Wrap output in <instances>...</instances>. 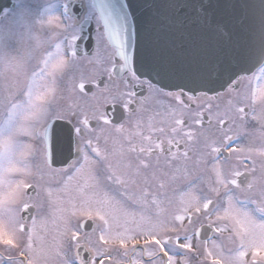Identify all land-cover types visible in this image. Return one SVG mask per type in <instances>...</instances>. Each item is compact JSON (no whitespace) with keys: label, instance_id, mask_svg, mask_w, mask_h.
Masks as SVG:
<instances>
[{"label":"snow or ice","instance_id":"6c2138e0","mask_svg":"<svg viewBox=\"0 0 264 264\" xmlns=\"http://www.w3.org/2000/svg\"><path fill=\"white\" fill-rule=\"evenodd\" d=\"M130 7L127 0H48L40 10H37L34 7V0H11L10 7L0 9L2 14L0 15V244L10 249L20 248L27 260L19 261L18 264H37L40 258L47 261L53 253L61 258L59 264H105V257L110 256L106 249H95L97 255L90 256L87 260L79 251L82 246L80 232L84 227V220L94 223L101 221L103 227L100 228L98 239L102 244H118L125 250L124 255L127 256L129 252L137 254L136 246L143 241L145 247L141 248L140 252L149 257L147 264H177L178 255L192 253L195 256L200 252L194 240L200 241L203 224L194 229L192 235H188L185 221L192 225L202 216L207 219V226L212 232L227 231V224L221 225L218 222L228 221L233 226L232 231L240 238L239 250L234 256L227 258L217 250L219 246L214 240L211 241V249L207 247L209 240L203 241L205 245L203 255L211 259V264H239L249 250H252L253 264H256V257L264 259V188L261 189L259 200L241 199L240 193L253 190L257 181H246V187H242L239 177L244 176L245 171L234 167L230 174H225L220 160L223 152L231 154L244 152V149L233 146L234 140L238 137L226 133L220 144L213 142L207 145V153L193 162L194 172L204 175L191 176L187 190L183 193L190 199L167 222L154 221L144 215L137 220L135 212L126 208L125 203L129 200L143 207L149 203L159 207L162 203L160 195L166 187L165 182L157 177L155 170L151 177L147 175V170L154 169L153 157L156 158L157 164L160 157H165L169 167H172L174 161L187 162L191 159L189 144L196 133L182 118V113L177 114L175 109L166 110L163 114L157 113L162 116L161 126L149 124L146 134L143 131L142 121L137 119L135 121L137 131L127 136L123 135L124 124H114L104 112H93L92 119H95L96 126L92 129L86 113L72 111V116L78 119V126L74 125L70 129V135L74 132L77 137L74 155L70 148L69 156L64 161L65 167L56 170L58 175L65 178L60 186L55 189L50 186L44 189L48 204L55 206L53 218L59 221L57 236L51 244V252L46 250L45 239L40 234L47 233L48 221L38 222L33 216L31 225L28 226L24 219L23 214L42 206L32 202V197L28 195V189H33L36 197H39L41 192L39 185H34L27 179L33 175L32 169L26 162L27 158L39 151L31 141L40 140L43 143L45 164L51 168L49 133L53 123L64 119L52 106L57 91L56 76L60 73L62 77L64 70L70 69L80 58L78 41L84 39L88 25L92 22L96 24L94 51L90 57L84 52L83 57L87 58L89 63H95L109 80L121 76L126 85L125 90L114 99L113 103L119 102L125 113L134 114L139 112L143 105L141 101L135 110L131 107L137 104L135 89L147 87L152 90L155 87L151 80L141 79L142 73L131 66L132 56L129 49L135 48L136 27L134 23H130L132 17ZM170 7L195 10L197 5L194 0H184L183 3ZM205 22L210 23L207 20ZM52 29L57 31H52L47 40H42L39 33ZM57 37L60 39L53 44L52 41ZM12 40L30 43L29 60L35 58L33 54L36 50L45 44L49 45V50L41 56L32 73L23 82L19 77L25 75L24 58L14 57L7 51ZM107 47H113V51L105 55ZM250 59L254 70H246L234 75L238 77L236 83H239L240 79L249 82L251 101L255 104L258 100L264 101V38L259 50L251 54ZM9 71L17 78L9 81L6 75ZM248 71L250 74H247ZM37 77L44 79L52 77V80L37 87L35 84ZM89 82L96 83L95 80L88 81L81 74L78 82L74 77H70L66 87L70 92L78 90L79 94L87 96L85 86ZM178 87L181 88L179 93L169 92L166 95L182 102L185 93L183 86ZM188 99L193 100L194 97L188 96ZM235 110L241 121H245L249 115L253 120L260 119L254 112H246L243 106ZM68 122L71 123V120ZM201 122V119L194 121L196 124ZM217 122L231 130V123L223 117H218ZM186 128L188 130H185ZM109 129L117 134L113 138V144L119 145L118 155L121 158L128 153L136 154L134 165L131 160L122 164L118 161L114 164L113 157L117 153L115 151L110 153L106 148L100 147V139ZM89 131H95L97 134L86 136L85 133ZM133 136H138L141 142L133 143ZM105 142H107L106 136ZM182 146L183 151H181ZM257 154L264 157V148L259 149ZM244 159L238 158V162L249 171ZM120 167H123V173H118L117 169ZM176 171L179 172L180 169L176 168ZM185 171H187L186 164ZM250 171L254 172L255 168ZM35 174L41 180L44 179L42 170L37 169ZM162 175L168 174L162 173ZM158 179L157 193L151 192L146 187L142 189L137 199L127 192L129 185H136L141 180L147 185L150 180ZM171 179L175 180V176ZM105 183L123 189L121 195L125 199L117 200L107 191L100 194V189ZM201 185L206 187L202 189ZM64 205L70 207H63ZM117 209L131 219L134 227H128L125 222L120 225L123 231H113V223L117 222L115 215ZM72 217H82L83 220L73 225ZM96 230V227H93L94 233ZM182 232L185 233L183 237H181ZM167 233H175V235H167ZM130 244L131 249H129ZM72 247L76 248L74 257L68 255ZM84 248L91 251L87 245H84ZM97 257H99L98 262ZM130 264H141V262L132 259ZM183 264H188L187 257L184 258Z\"/></svg>","mask_w":264,"mask_h":264},{"label":"flooded vegetation","instance_id":"af4514ba","mask_svg":"<svg viewBox=\"0 0 264 264\" xmlns=\"http://www.w3.org/2000/svg\"><path fill=\"white\" fill-rule=\"evenodd\" d=\"M40 7L39 9H41ZM54 29H52L53 31ZM57 31V30H54ZM50 32V31H49ZM51 33V32H50ZM42 40H47L48 38H44L43 34H39ZM58 40V37L52 41L54 44ZM31 47L29 42H18L17 40H12L7 51L14 57H23L24 58V76H21L23 80L28 76V68L29 65L35 60L36 67L41 56L49 50V45L45 44L38 50L34 52L33 55L39 57V59H28V50ZM54 51V49H51ZM110 50L109 47L105 49V53ZM32 68V70H33ZM38 70V69H37ZM13 74L11 71L6 73L7 77ZM100 76L104 77L103 88L101 92H106L111 96V101L107 104H115L118 106L116 109L117 117L122 120L117 124H124L125 132L123 135L127 136L130 133L137 131L135 128V121L140 119L143 123V131L145 134L147 133L149 124H153L156 127L161 126L162 116L157 115V113H165L166 110L175 109L177 114L182 113V118L187 121V125L190 126L191 130L196 133L195 137L189 144L190 156L191 159L187 162L183 160H177L172 163V167L166 163L165 157L159 158V163L157 164V160L155 157L152 158V164L154 165V169L147 170V175L151 177L153 170L156 171V175L159 179H163L166 184L165 189L160 195V199L162 203L159 207L151 205L150 203L143 207L140 204H134L130 200L126 201L125 206L129 211H134L136 214V219L139 220L141 215L151 217L154 221H164L167 222L171 219L172 216L177 214L182 207L185 206L188 201L187 197L183 195V193L187 190L188 184L190 183L191 176L193 174H201L203 173H195L193 169V162L201 157L202 154H206L208 151L207 145L215 142L216 144H220L223 141V138L226 133L233 135L234 137H238V139L234 140L233 146L244 149V152L237 154H231L229 152H223L220 156V160L222 162V168L225 174H230L234 167H239L241 171H245V175L239 177V181L241 182L242 187H246L245 182H251L256 180L257 183L254 185L253 190L245 191L240 193L241 199H260L261 189L264 188V172H262V165H264V157L257 154V151L261 148H264V101H257L255 104L252 103L250 97V89L251 86L249 82L245 79H240L239 83L233 82L224 92L218 94H196L192 95L189 93H185L182 97V102L177 101L172 96L166 95L169 91H165L155 86L152 90H149L147 87H137L135 89L137 96L136 101L137 104H133L131 107L135 110L138 104L142 101V109L139 112H135L134 114L125 113L121 108L119 102L113 103L114 99L125 90L126 85L124 84V80L121 76H115L113 79L109 80L106 74H102L100 71ZM36 84V82H35ZM43 84V83H42ZM180 92V91H179ZM179 92H171V93H179ZM188 96H193V100H189ZM243 106L246 109V112L252 113L254 112L260 119L253 120L251 119V115L246 117L245 121H241L238 116L239 114L236 112V108ZM106 113V109L104 111ZM198 114H202V116H198ZM63 121L68 122L71 120V125L78 126V119L73 117L72 114L70 116L63 115ZM218 117H223L226 121L231 123V130L228 127H222L218 124ZM196 119H201L200 124L194 123ZM211 121V123H209ZM116 124V123H114ZM96 121L90 120V128L95 129ZM185 130H188L187 128ZM97 133L95 131L86 132V136H95ZM117 134L112 132L110 129L108 132L104 134V136L100 139V147L102 149H107L108 152H116L117 154L113 157V163H117L118 161L126 162L131 160L133 165L136 163V154L128 153L125 157L121 158L118 155L119 145L113 144V138ZM159 135V133H157ZM105 136L107 137V142H105ZM162 139H166V137H161ZM27 140V138H25ZM133 143L139 144L140 138L138 136H133ZM33 145L39 149V151L34 152L32 155L38 160L37 163L33 164V160L29 156L27 158V164L30 166L34 174L37 169H40L45 173L52 174L53 181L57 184L58 180H64L65 178L61 175H58L56 170L61 168L51 167L48 168L45 164V157L43 148L44 145L40 140L31 141ZM124 148H127V143H124ZM251 149V151H249ZM183 151V146L181 148ZM247 157L246 159H244ZM227 158V160H225ZM238 158L244 159V164L248 166L249 171H246L245 168L239 164ZM254 162V163H253ZM185 164L187 165V171H185ZM176 168H179L180 171L177 172ZM252 168H255V171H250ZM118 173H123V167L117 169ZM162 173H167L168 175H162ZM172 176H175V180L171 179ZM34 185H39L41 192L40 196L36 197V195L30 196L32 197V202L38 203L42 205L41 207L34 209V215L38 222L40 220H47V227H52L54 223L53 218V209L55 206H50L48 204V198L45 194L44 189L47 188L44 186L43 180L40 179L38 175ZM34 177V178H35ZM49 179V178H47ZM157 181H149L147 185L143 183L141 180L140 183L136 185H129L127 188V192L129 195L134 198L139 199L141 195V191L144 188H148L151 192L157 193L158 182ZM41 181L42 183H39ZM46 184V183H45ZM200 187H205V185H201ZM53 189L57 187H52ZM104 191H107L111 195L115 196L117 200H124V196L121 195L123 189H121L117 185L113 184H103L100 189V194H103ZM175 197V198H174ZM183 201V202H182ZM70 207V206H69ZM249 207H255V205H249ZM117 217V222L113 223V231H123V227L120 225L127 222L128 227H134L130 218H127L123 215V213L117 209L115 212ZM78 217H72L71 221L73 225L78 224L79 222H74ZM257 218L259 215L257 214ZM86 221V220H84ZM207 225L208 221L203 218L196 219L195 224L189 225L187 221H185V227L187 228V234L192 235L194 229L199 228L200 225ZM31 225V222L28 223V226ZM96 227V232H86L84 229L80 232L81 238V248L79 251H83L85 249L84 245H87L88 249L91 251H85L90 256H96L97 253L95 249H106L110 254L109 257H105V264H130L132 259H136L141 262V264H146L149 261V257L146 254L140 252V249L145 247L143 245V241L141 244L137 245L138 253L134 254L129 252L126 256L124 255V249L120 248L118 244H110L104 245L102 244L98 237L100 234V228L103 227L101 221H96L94 224ZM232 224L230 223L228 226V232L219 233L221 236V240L225 241V245L232 247L236 252L240 248V238L235 235L232 231ZM42 236H45L44 232L40 233ZM185 233H181V237H183ZM47 235V233H46ZM167 235H175V233H167ZM45 238V237H44ZM38 246V245H37ZM151 247V246H148ZM129 249H131V244L129 245ZM81 253V252H80ZM84 254V257L86 256ZM71 257H74L76 254V248L72 247L68 252ZM231 256H234L230 254ZM248 257L253 258L252 250L248 251L246 255ZM181 258L184 261V258L187 257V253H183L178 255L177 258ZM86 259V258H85ZM99 257H97L98 262ZM256 264H264V259H255ZM248 261H246L247 263ZM251 262V261H250ZM248 262L247 264H253ZM240 264V263H239Z\"/></svg>","mask_w":264,"mask_h":264},{"label":"water","instance_id":"95a60500","mask_svg":"<svg viewBox=\"0 0 264 264\" xmlns=\"http://www.w3.org/2000/svg\"><path fill=\"white\" fill-rule=\"evenodd\" d=\"M127 2L132 13L130 23L136 27L135 48L129 49L131 66L142 73L141 78L151 80L161 89L176 92L181 91L178 86H183L187 93L215 94L238 79L234 73L254 70L250 56L259 50L264 38V0H194L195 10L170 7L184 0ZM10 6L11 0H0V9ZM95 33L92 22L84 39L78 41L80 57L84 52L88 56L93 53ZM85 87L88 94L94 90L90 85ZM115 108L109 106L107 113L117 122ZM70 129L62 121L51 126L48 147L52 166L65 167L70 148L74 155L76 136L74 132L70 135ZM25 215L30 221L31 211ZM92 224L84 222V230H92ZM213 235L206 226L200 240H209Z\"/></svg>","mask_w":264,"mask_h":264},{"label":"rangeland","instance_id":"374dc122","mask_svg":"<svg viewBox=\"0 0 264 264\" xmlns=\"http://www.w3.org/2000/svg\"><path fill=\"white\" fill-rule=\"evenodd\" d=\"M47 2H48V0H34V7H36L37 10H40L39 8L43 7ZM49 31L52 32V30H45L43 32H40L39 34L42 33L44 38H48L50 35ZM58 39H60V37H58ZM34 57H35V59H39V57H37L35 55H34ZM33 65H35V60H33V62L29 65L28 75H30L32 73ZM81 74L88 81H92V80L97 81L100 78V70L95 63H89V60L87 58L86 59H78V61L70 69L64 70V74L62 77H61L60 73H57V76H56L57 91L55 93V101H54L52 106L62 116L63 115L70 116L72 114V111H76L77 113H86L89 116V119H92L93 112H96V111L103 112V110L105 109V106L111 101V96L108 95L106 92H101L100 89H98V88H96L94 91V93L96 94L95 96H93L92 94L87 95V96H83V94L78 93V90L75 92H70L66 87L68 79L70 77H74L75 81L78 82ZM7 78L9 81H12V80L16 79L17 77L14 74H11ZM23 78L24 77H22V79H21V77H19V79L21 81L23 80ZM51 80H52V77H47V79L37 77L35 80L36 86L39 87L42 83L43 84L49 83ZM86 84H93V83L89 82ZM93 85H95V84H93ZM73 105H74V107H70ZM30 157H31V160H33V164L35 162L37 163L38 160L33 155H30ZM52 176H53L52 174L45 173L44 179H43L45 187H49V186L50 187H58L62 183L63 180H58V182L56 184L53 181ZM34 177H35V174L33 172V175L30 177H27V179L31 183H35L37 177H35V178ZM14 178H20V177H14ZM47 178H49V179H47ZM39 183H42V182L39 181ZM73 183H75V181ZM205 187H206V185H205ZM205 187H201V188L203 189ZM187 199L189 200L190 197L188 196ZM77 203H79V202L77 201ZM63 207L67 208L69 206L64 205ZM80 219H82V217H78L74 222H79ZM213 219H215V217H213ZM218 223H220L221 225L227 224V226H229V224H230V222H228V221H220ZM58 225H59V221H54L53 226L48 228L47 235L45 233L44 237L47 240V241L45 240V242H46L45 248L49 252L52 251L51 244L54 240L52 238L57 236ZM227 231H225V232H227ZM214 241L219 246V248L217 250L220 251V249L222 247L218 243L219 239H216ZM204 247H205V245H204ZM204 247H203V249H204ZM207 247L209 249H211L212 243H210V244L208 243ZM222 253H223L225 258L231 256L230 253L227 251L226 252L223 251ZM188 254L190 255L191 253H188ZM68 255L70 256V254H68ZM247 258H248V256H245L243 258V260L240 261L239 263L240 264H247L248 263V262L246 263ZM60 259H61L60 257L55 256L53 253V254H51L50 258L47 261H45L43 258L38 259L37 264H59ZM255 259H259V257H256ZM26 260H27V257L21 253V250L19 247L10 249L8 246L0 244V264H18L19 261H26ZM146 264H147V262H146ZM177 264H183V260H180L179 258H177ZM188 264H211V263L210 262L206 263L202 259H197L196 261L189 260Z\"/></svg>","mask_w":264,"mask_h":264}]
</instances>
